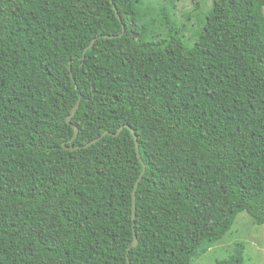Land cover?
<instances>
[{"label": "trees", "instance_id": "obj_1", "mask_svg": "<svg viewBox=\"0 0 264 264\" xmlns=\"http://www.w3.org/2000/svg\"><path fill=\"white\" fill-rule=\"evenodd\" d=\"M164 3L0 0V264H191L264 225V0H213L193 47Z\"/></svg>", "mask_w": 264, "mask_h": 264}, {"label": "rangeland", "instance_id": "obj_2", "mask_svg": "<svg viewBox=\"0 0 264 264\" xmlns=\"http://www.w3.org/2000/svg\"><path fill=\"white\" fill-rule=\"evenodd\" d=\"M150 1L156 5L166 4L165 1H174L176 8L171 9V13L175 21L183 27L182 39L189 47H193L196 42L195 38H192L193 31L198 27L196 18L205 17L213 4V0H195V3H192V0ZM253 221L254 219L247 212H240L224 238L191 264H214L215 261L226 258L237 243L245 245L244 264H264V225H258Z\"/></svg>", "mask_w": 264, "mask_h": 264}, {"label": "water", "instance_id": "obj_3", "mask_svg": "<svg viewBox=\"0 0 264 264\" xmlns=\"http://www.w3.org/2000/svg\"><path fill=\"white\" fill-rule=\"evenodd\" d=\"M115 12H116L117 17H118L119 19H121L120 14H119V11L117 10L116 6H115ZM123 27H125V25H123ZM104 37H106V38H112V37H114V36L105 35ZM95 41H96V39H94V40L91 42V44L87 47V49H86L85 52H84V55H85L86 51L88 50V48L94 45ZM79 106H80V100L78 101V103H77V104L75 105V107L73 108L72 113L67 117V122H68L69 124H72V123H71L72 118H73V116L75 115L76 111L78 110ZM126 126L132 131V133H133V135H134V138H135V141H136V147H137V154H138V157H139L140 161H142L141 154H140V152H139L138 142H137V135L135 134L134 130L131 128L130 125H126ZM73 127H74V135H73V137L69 140V142H72V141L74 140V138H75V137L78 135V133H79V129H78V127H77L76 125H74ZM122 128H123V127H121V128L117 131V133H115V134H113V135H115V136L118 135V134L121 132ZM105 134H107V132H105L104 135H105ZM97 140H98V139H97ZM97 140H95L94 142H96ZM90 144H92V142L89 143V144H87L86 146H89ZM63 146H64L65 148L69 149V150H75V149H79V148H81V146H76V147L71 146V147H67V146H66V142L63 143ZM86 146H84V147H86ZM144 171H145V169L142 171V173H141L140 177L138 178V180H137V182H136V184H135V187H134V192H133V199H134V202H133V218L135 217V210H136V203H135V199H136V189H137L138 184H139V182H140V180H141V178H142V176H143V174H144ZM137 243H138V240H137V237H136V235H135V237H134V242H133V247H135V246L137 245ZM129 264H131V263L129 262Z\"/></svg>", "mask_w": 264, "mask_h": 264}]
</instances>
